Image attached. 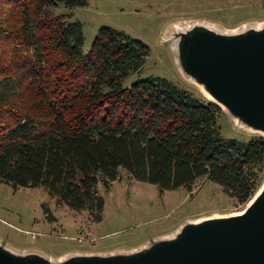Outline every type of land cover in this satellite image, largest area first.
Instances as JSON below:
<instances>
[{
    "label": "trees",
    "instance_id": "obj_1",
    "mask_svg": "<svg viewBox=\"0 0 264 264\" xmlns=\"http://www.w3.org/2000/svg\"><path fill=\"white\" fill-rule=\"evenodd\" d=\"M87 2L0 0V183L41 188L96 223L99 185L121 170L161 192L206 179L247 205L264 183V137H224L222 108L167 79L125 87L149 47L104 28L84 53L82 24L55 10Z\"/></svg>",
    "mask_w": 264,
    "mask_h": 264
},
{
    "label": "rangeland",
    "instance_id": "obj_2",
    "mask_svg": "<svg viewBox=\"0 0 264 264\" xmlns=\"http://www.w3.org/2000/svg\"><path fill=\"white\" fill-rule=\"evenodd\" d=\"M55 12L82 24L84 53L104 28L149 47L142 71L130 75L125 87L138 80L162 78L208 101L180 71L172 39L175 31L201 25L232 32L264 24V0H88L84 8L61 5ZM222 110L224 137L248 142L262 136L241 127ZM120 175L109 190L99 185L105 200L99 223L87 213L58 205L41 188L15 191L0 183V245L18 253L36 251L53 260L74 253H131L174 235L187 222L236 215L248 205L239 204L206 179L198 180L191 193L185 189L161 192L125 171Z\"/></svg>",
    "mask_w": 264,
    "mask_h": 264
},
{
    "label": "water",
    "instance_id": "obj_3",
    "mask_svg": "<svg viewBox=\"0 0 264 264\" xmlns=\"http://www.w3.org/2000/svg\"><path fill=\"white\" fill-rule=\"evenodd\" d=\"M172 39L183 76L238 125L264 137V24L232 32L187 25ZM0 264H264V183L243 212L187 222L131 253L53 260L0 245Z\"/></svg>",
    "mask_w": 264,
    "mask_h": 264
},
{
    "label": "bare ground",
    "instance_id": "obj_4",
    "mask_svg": "<svg viewBox=\"0 0 264 264\" xmlns=\"http://www.w3.org/2000/svg\"><path fill=\"white\" fill-rule=\"evenodd\" d=\"M206 95V94H205ZM206 97H208L210 100H211V98L208 96V95H206Z\"/></svg>",
    "mask_w": 264,
    "mask_h": 264
}]
</instances>
